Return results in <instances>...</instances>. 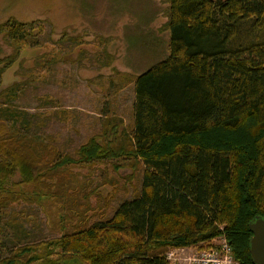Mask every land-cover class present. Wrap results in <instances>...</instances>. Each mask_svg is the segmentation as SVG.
Masks as SVG:
<instances>
[{"label": "trees", "instance_id": "obj_1", "mask_svg": "<svg viewBox=\"0 0 264 264\" xmlns=\"http://www.w3.org/2000/svg\"><path fill=\"white\" fill-rule=\"evenodd\" d=\"M167 3L169 54L134 81L131 135L108 117L102 134L61 154L18 124L6 105L16 88L0 89V231L19 223L15 206L48 204L62 234L22 243L16 226L0 264H170L171 249L221 235L239 264H253L249 224L264 218V0ZM35 29L0 25L14 48L0 59V88L20 53L39 46ZM122 160L144 168L141 189L92 225L77 170L117 171Z\"/></svg>", "mask_w": 264, "mask_h": 264}, {"label": "rangeland", "instance_id": "obj_2", "mask_svg": "<svg viewBox=\"0 0 264 264\" xmlns=\"http://www.w3.org/2000/svg\"><path fill=\"white\" fill-rule=\"evenodd\" d=\"M168 6L167 0H0V25L12 19L34 24L40 40L38 47L23 50L1 79V90L16 88L6 105L18 114V124L71 156L104 132L108 117L131 135L134 81L169 54ZM13 53L0 35V59ZM111 164L77 170L78 183L89 184L92 194L84 210L92 225L111 217L141 189L142 166L132 168L122 160L115 171ZM47 205L23 204L9 211L11 222L19 223L0 231V256L13 246L17 228L22 243L62 236L59 226L52 227L56 209ZM224 237L171 249L167 257L174 252L170 264H189L190 253L208 252Z\"/></svg>", "mask_w": 264, "mask_h": 264}, {"label": "built area", "instance_id": "obj_3", "mask_svg": "<svg viewBox=\"0 0 264 264\" xmlns=\"http://www.w3.org/2000/svg\"><path fill=\"white\" fill-rule=\"evenodd\" d=\"M174 254L172 252L167 257L169 262L173 259ZM187 260H189V264H239L234 259L232 248L225 237L208 252L194 250Z\"/></svg>", "mask_w": 264, "mask_h": 264}, {"label": "water", "instance_id": "obj_4", "mask_svg": "<svg viewBox=\"0 0 264 264\" xmlns=\"http://www.w3.org/2000/svg\"><path fill=\"white\" fill-rule=\"evenodd\" d=\"M252 233L250 254L253 264H264V218L256 217L249 224Z\"/></svg>", "mask_w": 264, "mask_h": 264}, {"label": "crops", "instance_id": "obj_5", "mask_svg": "<svg viewBox=\"0 0 264 264\" xmlns=\"http://www.w3.org/2000/svg\"><path fill=\"white\" fill-rule=\"evenodd\" d=\"M135 99V98H134ZM135 101V100H134ZM134 104V103H133ZM133 112H134V109H133Z\"/></svg>", "mask_w": 264, "mask_h": 264}]
</instances>
